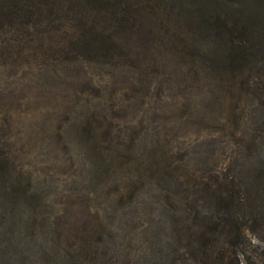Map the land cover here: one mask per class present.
Segmentation results:
<instances>
[{
	"label": "rangeland",
	"instance_id": "374dc122",
	"mask_svg": "<svg viewBox=\"0 0 264 264\" xmlns=\"http://www.w3.org/2000/svg\"><path fill=\"white\" fill-rule=\"evenodd\" d=\"M140 1L127 33L0 16L1 264H233L228 235L202 236L198 221L225 217L202 186L263 163L242 136L264 111L262 51L231 40L238 0ZM256 229L241 264H264Z\"/></svg>",
	"mask_w": 264,
	"mask_h": 264
},
{
	"label": "trees",
	"instance_id": "16d2710c",
	"mask_svg": "<svg viewBox=\"0 0 264 264\" xmlns=\"http://www.w3.org/2000/svg\"><path fill=\"white\" fill-rule=\"evenodd\" d=\"M145 2L147 1L141 3L140 0H0V16L17 13L20 19H31L35 14L49 12V14L55 15L67 11L74 17V13L81 15L82 20L86 23L89 20L103 22L100 34H102L101 32L105 34L109 27L127 33L136 27L138 8ZM234 10L242 19L241 22L234 23V19L228 21L224 16V20H226L224 23L232 26L231 29L234 30L231 40L235 47L242 48V51L249 50L252 54H257L260 50L264 58V1L238 0ZM226 16L228 18V14ZM98 35L96 34L94 39L88 40V30L82 32V37L86 40L83 45L87 48L84 53L91 54L98 50L97 47H94L98 44V38H96ZM110 37V35H105L106 39ZM259 55L261 56V53ZM255 59L257 62L260 57L256 56ZM258 126L251 133H243L242 136L248 139L247 145L244 147L245 152H251L253 147L259 151V145L264 147V111ZM243 172L239 173L230 183L217 181L214 185L205 184L202 186H207L208 196L201 201V207L207 208L205 211L209 214L222 210V215L225 216L222 220L225 223L222 224V220L213 219V216L198 221L202 236L212 231L215 234L217 231H221L228 235V243L232 244L234 248L233 264H241L238 250L248 237V232L254 233L257 230V225L262 222L264 224V159L260 165L247 166ZM185 200L184 205L189 202L188 198ZM173 221L170 219L168 222L174 229L176 226H172ZM203 245L204 243L195 244L199 249L198 253L205 254L207 252L211 257L213 250L210 251L207 246ZM201 248L202 250H200ZM208 256L206 255L207 258Z\"/></svg>",
	"mask_w": 264,
	"mask_h": 264
}]
</instances>
